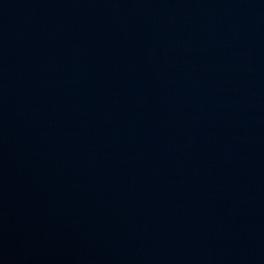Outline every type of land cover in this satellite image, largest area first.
<instances>
[{
    "label": "water",
    "instance_id": "95a60500",
    "mask_svg": "<svg viewBox=\"0 0 264 264\" xmlns=\"http://www.w3.org/2000/svg\"><path fill=\"white\" fill-rule=\"evenodd\" d=\"M0 264H264V0H0Z\"/></svg>",
    "mask_w": 264,
    "mask_h": 264
}]
</instances>
